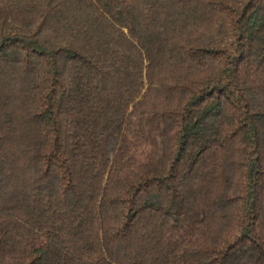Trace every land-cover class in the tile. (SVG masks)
I'll return each instance as SVG.
<instances>
[{
	"label": "trees",
	"instance_id": "16d2710c",
	"mask_svg": "<svg viewBox=\"0 0 264 264\" xmlns=\"http://www.w3.org/2000/svg\"><path fill=\"white\" fill-rule=\"evenodd\" d=\"M0 264H264V0H0Z\"/></svg>",
	"mask_w": 264,
	"mask_h": 264
}]
</instances>
